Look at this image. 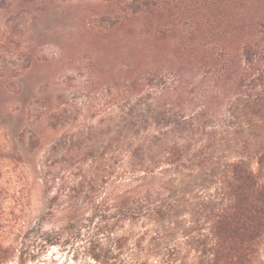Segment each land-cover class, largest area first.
<instances>
[{
  "label": "trees",
  "instance_id": "trees-1",
  "mask_svg": "<svg viewBox=\"0 0 264 264\" xmlns=\"http://www.w3.org/2000/svg\"><path fill=\"white\" fill-rule=\"evenodd\" d=\"M91 1L0 0V167L98 264H264V0Z\"/></svg>",
  "mask_w": 264,
  "mask_h": 264
},
{
  "label": "rangeland",
  "instance_id": "rangeland-1",
  "mask_svg": "<svg viewBox=\"0 0 264 264\" xmlns=\"http://www.w3.org/2000/svg\"><path fill=\"white\" fill-rule=\"evenodd\" d=\"M67 1L65 7L67 13L62 15L64 17L72 16L75 13V11H71L68 14L72 3L82 5L78 6L76 14L80 20L82 18L99 19L102 14L101 9L94 8L92 11H88L85 8V4L90 0ZM92 1L97 5L104 2V0ZM107 2L111 5L108 9L110 10L127 0H107ZM14 10L23 14L21 7L14 8ZM45 12H54V9L49 6ZM98 12L101 14L97 16ZM40 13L43 11L40 10ZM1 14L8 16L10 13L3 11ZM2 15L0 16L2 17ZM52 16L49 14V17L52 18ZM42 28L40 26L38 30H42ZM61 28H64L63 24H61ZM52 40L55 39L43 37L37 41V44L46 46ZM9 50L8 53L3 52L7 63H19V47ZM45 50L46 54H49L48 49ZM30 78L33 81L32 86L36 89L40 84L47 82L49 77L43 74H32ZM33 87L29 88L33 89ZM10 121V117L0 112V125ZM2 148L3 143L0 138V153ZM0 168V264H98L88 254L89 244L76 238L73 231L65 229L58 216L54 215L57 210H51L54 212L53 215L49 213L47 198L51 194L48 195L40 186H33L30 181L21 179L19 169L15 170L9 162H2ZM57 214L60 215L59 212ZM132 250L137 251L136 248ZM126 251L128 252V250ZM125 258L129 262L131 261L130 256H125ZM140 260V262L147 261L146 264H159L162 257H142Z\"/></svg>",
  "mask_w": 264,
  "mask_h": 264
}]
</instances>
